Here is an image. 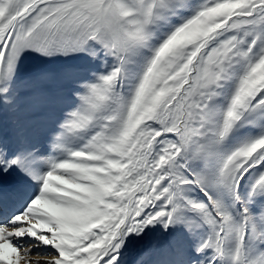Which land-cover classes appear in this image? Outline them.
Here are the masks:
<instances>
[{"label": "snow or ice", "instance_id": "snow-or-ice-1", "mask_svg": "<svg viewBox=\"0 0 264 264\" xmlns=\"http://www.w3.org/2000/svg\"><path fill=\"white\" fill-rule=\"evenodd\" d=\"M0 264H264V0H0Z\"/></svg>", "mask_w": 264, "mask_h": 264}]
</instances>
